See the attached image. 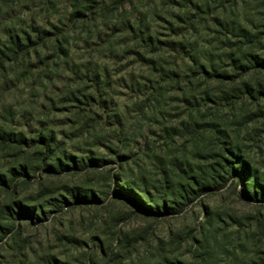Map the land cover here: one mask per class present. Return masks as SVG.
Returning <instances> with one entry per match:
<instances>
[{
    "label": "rangeland",
    "instance_id": "rangeland-1",
    "mask_svg": "<svg viewBox=\"0 0 264 264\" xmlns=\"http://www.w3.org/2000/svg\"><path fill=\"white\" fill-rule=\"evenodd\" d=\"M0 51V264H264V0H0Z\"/></svg>",
    "mask_w": 264,
    "mask_h": 264
},
{
    "label": "trees",
    "instance_id": "trees-1",
    "mask_svg": "<svg viewBox=\"0 0 264 264\" xmlns=\"http://www.w3.org/2000/svg\"><path fill=\"white\" fill-rule=\"evenodd\" d=\"M28 42L29 37H26L24 41H22L17 35L13 37V40H11V43L15 45L17 48H28ZM1 56H4V52L0 51ZM1 58V57H0ZM43 148L46 152H50L49 150V144L47 140L43 139ZM229 155H231L232 159H224L226 164V170L228 173L233 174L234 172H239V176L244 179V188L242 193H244L249 198H253L255 200L264 199V180L259 181L258 178H254L252 176V169L249 167V163L247 160L243 159L242 157H238L239 155H234L233 149L228 152ZM218 178H220L218 176ZM212 180L213 185H210L208 180ZM206 177H198V176H192L190 177V181L187 185H184V183H178V189L173 191V193H168L166 197L172 198V201H170V204L167 205L166 202L162 201L161 208L163 210H169L171 208H174L175 206L178 207L182 205L183 201H189L191 200L195 195L196 192L203 190L204 188H213L217 187L215 177L211 176L210 178ZM124 184L127 185L126 181H123ZM143 197V196H142ZM143 198H146L147 200L151 201L149 197L144 196ZM166 198H163L162 200H165ZM142 202V201H141ZM171 204L174 205V207L171 206ZM154 211L158 213L159 206L155 207ZM151 209V207H150Z\"/></svg>",
    "mask_w": 264,
    "mask_h": 264
}]
</instances>
